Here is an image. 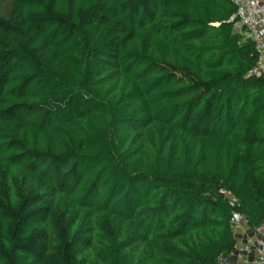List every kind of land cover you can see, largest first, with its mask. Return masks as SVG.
<instances>
[{"label":"trees","instance_id":"16d2710c","mask_svg":"<svg viewBox=\"0 0 264 264\" xmlns=\"http://www.w3.org/2000/svg\"><path fill=\"white\" fill-rule=\"evenodd\" d=\"M234 12L0 0V264H215L233 212L258 226L264 75Z\"/></svg>","mask_w":264,"mask_h":264},{"label":"built area","instance_id":"2783aa9c","mask_svg":"<svg viewBox=\"0 0 264 264\" xmlns=\"http://www.w3.org/2000/svg\"><path fill=\"white\" fill-rule=\"evenodd\" d=\"M235 12L229 22L235 32L249 39L257 53V61L249 75L260 78L264 75V0H229ZM232 208L238 206L230 198ZM230 226L235 237L233 251L226 258H218L215 264H264V217L251 230L245 218L238 212L231 214Z\"/></svg>","mask_w":264,"mask_h":264},{"label":"crops","instance_id":"0c3cea01","mask_svg":"<svg viewBox=\"0 0 264 264\" xmlns=\"http://www.w3.org/2000/svg\"><path fill=\"white\" fill-rule=\"evenodd\" d=\"M242 35V34H241ZM243 36V35H242Z\"/></svg>","mask_w":264,"mask_h":264}]
</instances>
